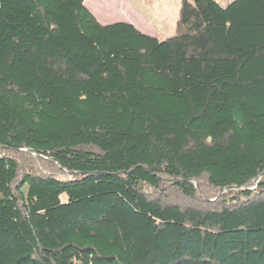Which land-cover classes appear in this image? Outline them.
I'll return each instance as SVG.
<instances>
[{"label":"trees","instance_id":"trees-1","mask_svg":"<svg viewBox=\"0 0 264 264\" xmlns=\"http://www.w3.org/2000/svg\"><path fill=\"white\" fill-rule=\"evenodd\" d=\"M85 1L0 0V90L62 143L0 135V264H264V0H181L165 40Z\"/></svg>","mask_w":264,"mask_h":264},{"label":"rangeland","instance_id":"rangeland-1","mask_svg":"<svg viewBox=\"0 0 264 264\" xmlns=\"http://www.w3.org/2000/svg\"><path fill=\"white\" fill-rule=\"evenodd\" d=\"M118 1H121L125 6H127L128 3L131 2L132 5L136 8L138 5L140 7H144L145 5L147 6L149 0ZM113 7L109 8L108 6V9H105V14L109 18L119 19L120 21L124 22L128 21L126 18L127 16H133V18L137 19L139 18L138 14L135 11H130L127 13L120 8L113 9ZM169 34H171L170 31L165 30L164 35L161 34L159 39L165 40L170 37ZM5 89L8 92L11 91L7 85H5ZM16 98L17 97H13L12 92L8 94L0 90V105H2L4 109V116L0 120V135H6L7 133L11 132L10 134H13L12 136L16 141H21L22 139L26 138L32 144H39L47 147L62 145V143L58 142V139L60 138L59 135L46 132L43 125H32L34 123L31 120V115L35 110L32 103H29L27 100L25 101L22 98ZM20 109L21 112L18 111ZM83 141L84 135L80 127L78 136L71 144ZM26 186H28V188H24V190L26 193L27 202L30 208L34 211L44 210V208H46L45 205L51 206L52 204H56L57 202L63 203L75 198L88 196L92 193L105 191L111 187L109 183H93L74 190L60 191L55 188L40 187L32 182H28Z\"/></svg>","mask_w":264,"mask_h":264},{"label":"crops","instance_id":"crops-1","mask_svg":"<svg viewBox=\"0 0 264 264\" xmlns=\"http://www.w3.org/2000/svg\"><path fill=\"white\" fill-rule=\"evenodd\" d=\"M223 6H226L234 0H217ZM86 6L96 16V18L104 25H110L120 21L119 19H113L107 17L105 9L113 7L120 8L125 12L135 11L139 18H133V16H127V23L133 24L141 32L159 38L161 34L164 35L165 30H169L171 36L175 33V25L178 20L181 0H149L148 5L135 8L132 3H128L125 6L118 0H86ZM168 33V32H167Z\"/></svg>","mask_w":264,"mask_h":264}]
</instances>
